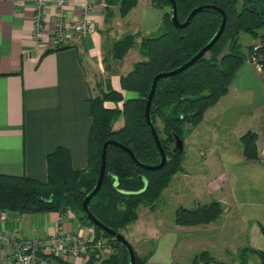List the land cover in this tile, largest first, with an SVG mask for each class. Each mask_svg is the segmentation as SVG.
Segmentation results:
<instances>
[{
    "label": "trees",
    "instance_id": "trees-1",
    "mask_svg": "<svg viewBox=\"0 0 264 264\" xmlns=\"http://www.w3.org/2000/svg\"><path fill=\"white\" fill-rule=\"evenodd\" d=\"M104 1L106 23L109 17H113L114 12L109 10L112 7H117L119 15L125 18L138 5V0ZM150 1L155 8L164 11L162 24L154 34L129 33L111 43L108 40L104 43L103 64L109 73L113 72V62L119 67L131 50L137 49L141 60L134 62L132 68L120 76V91L112 87L111 76L117 74L112 73L106 89L100 85L99 94L89 100L92 127L87 169L74 170L69 151L58 148L47 157L46 182L0 174V212L22 215L59 213L62 216L71 212L98 237L109 239L110 249L104 255L97 251L82 258L84 264H130L127 249L90 221L83 209L85 198L99 178L103 145L114 140L129 148L141 163L160 164V151L146 121V103L152 82L158 74L173 71L191 60L216 35L223 21L218 11L209 9L198 13L187 28L178 29L171 21L169 0ZM175 1L182 23L195 8L210 5L226 13L227 24L219 41L204 57L188 70L158 83L151 106V120L167 154L166 165L157 171L145 170L123 150L115 147L107 150L104 181L88 207L95 219L122 235L139 219L140 207L154 211L174 177L184 172L185 139L204 122L206 112L228 95L238 70L247 61L254 62L261 69L264 84V34L259 32L264 29V0ZM166 8L170 10L165 11ZM243 33L254 39L261 38V43L246 50L240 43ZM132 94L135 97H131ZM107 102L114 107H106ZM121 119L122 124L115 129ZM177 138L182 141V149L176 145ZM257 140L258 135L251 131L240 138L242 156L247 162L260 161ZM223 214L222 203L214 200L192 209L179 207L174 222L187 228L209 226L218 222ZM260 230L264 235L261 225ZM153 255V251L145 257L136 253V264H149ZM252 255L258 257L255 264H264V251L251 246L239 251V264H249ZM64 264L71 263L66 261ZM191 264L228 263L204 250L193 256Z\"/></svg>",
    "mask_w": 264,
    "mask_h": 264
},
{
    "label": "crops",
    "instance_id": "crops-1",
    "mask_svg": "<svg viewBox=\"0 0 264 264\" xmlns=\"http://www.w3.org/2000/svg\"><path fill=\"white\" fill-rule=\"evenodd\" d=\"M97 4L95 33L56 50L49 43V31L43 40L34 38L35 0H0V174L46 182L47 157L58 148L69 151L74 170L87 169L92 127L89 100L99 94L100 90L93 88L98 77L108 73L103 64L105 28L116 19L109 17L106 23V3L97 0ZM57 15L58 8L51 3L45 15L50 29ZM67 15L69 21L77 18L79 7L70 4ZM121 75L111 76L112 87L118 91ZM260 75L261 69L247 61L238 70L228 95L206 112L201 125L222 122L233 133L241 132L238 141L248 131L258 135L257 163L247 162L242 148L237 146L219 149L231 205L245 226L249 245L264 251V235L260 230V225L264 227V127L253 118L258 108L264 109ZM105 105L114 107L108 102ZM246 106L250 108L247 114L233 115L235 110ZM245 115L253 123L243 124ZM91 231L71 212L63 216L0 212V232L8 238L43 239L60 232L86 236ZM9 251L0 243V264L7 260ZM68 262L85 261L81 258ZM153 263L157 262L151 259L149 264Z\"/></svg>",
    "mask_w": 264,
    "mask_h": 264
},
{
    "label": "rangeland",
    "instance_id": "rangeland-1",
    "mask_svg": "<svg viewBox=\"0 0 264 264\" xmlns=\"http://www.w3.org/2000/svg\"><path fill=\"white\" fill-rule=\"evenodd\" d=\"M109 10H115L113 16L116 17L105 28V42L108 40L109 43L129 33H140L141 36L154 34L162 24L164 13L163 10L155 8L150 0H138V5L125 18L119 15L118 10ZM168 10L170 8L165 9ZM259 32L263 35L264 29ZM240 43L247 50L249 46L259 45L261 38L254 39L251 35L243 33L240 36ZM139 60L141 56L138 50H131L120 67L113 62L112 73L125 74L132 68L133 63ZM249 62L257 67L254 62ZM112 73L101 74L93 88L99 90L100 85H103L106 89ZM261 77L263 79V73ZM131 97L135 95L132 94ZM249 109L248 106L242 107L235 110L233 115L238 117V113L247 114ZM253 118L258 121V125L262 124L264 127L263 108H258ZM251 119L245 115L242 123L249 124L252 122ZM122 122L121 119L114 126L115 129L119 128ZM158 126L162 128L161 123H158ZM240 133H233L226 125H222V122L221 124L216 122L200 125L189 137L187 136L184 142L186 148L184 172L174 177L154 211L140 207L139 219L123 231V235L131 242L140 257H145L153 251L151 259L157 262L153 264H191L195 254L207 250L218 260L228 264H239V251L250 245L245 226L243 227L238 213L233 209L234 205L230 202L219 146L242 148L240 140L238 141ZM214 200H221L224 208V214L218 222L192 228L175 224V212L179 207L192 209ZM257 261L258 257L252 255L249 264H255Z\"/></svg>",
    "mask_w": 264,
    "mask_h": 264
},
{
    "label": "built area",
    "instance_id": "built-area-1",
    "mask_svg": "<svg viewBox=\"0 0 264 264\" xmlns=\"http://www.w3.org/2000/svg\"><path fill=\"white\" fill-rule=\"evenodd\" d=\"M58 8L57 20L50 29L45 15L50 4ZM79 7V16L69 21L67 8L70 4ZM97 0H35L34 38L43 40L49 31L52 48L66 47L72 41L91 37L96 31L94 16ZM0 243L10 251L4 264H64L69 259L87 258L97 251L103 255L110 249L109 239L98 237L94 230L83 236L60 232L50 238H8L0 232Z\"/></svg>",
    "mask_w": 264,
    "mask_h": 264
},
{
    "label": "water",
    "instance_id": "water-1",
    "mask_svg": "<svg viewBox=\"0 0 264 264\" xmlns=\"http://www.w3.org/2000/svg\"><path fill=\"white\" fill-rule=\"evenodd\" d=\"M170 4H171V8H172V16H171V21L173 23V25L178 28V29H185L189 26V24L191 23V21L193 20V18L200 12L204 11V10H216L218 11L222 17H223V21L222 24L218 30V32L216 33V35L211 39V41L200 51L198 52L191 60H189L186 64H184L183 66L170 71V72H163L158 74L153 82H152V86H151V90L149 92L148 95V99H147V103H146V121L147 124L152 132L153 138L156 142V145L160 151V155H161V162L158 165H147V164H143L141 163L136 156L134 155V153L127 148L126 146L118 143L117 141L111 140L106 142L103 145V149H102V165H101V170H100V174H99V178L97 180L96 186L95 188L92 190V192L90 194L87 195V197L85 198L84 202H83V209L84 212L86 213L88 219L90 221H92L97 227H99L103 232L107 233L109 236H111L113 239H115L116 241L120 242L128 251L129 253V258H130V264H136L137 263V257H136V253H135V249L133 247V245L131 244V242L129 240L126 239L125 236H123L122 234H120L119 232H116L110 228H108L107 226H105L104 224H102L100 221H98L97 219H95L92 214L89 211V207L88 204L91 201V199L97 195V193L99 192V190L102 187L103 181H104V177L106 174V164H107V150L109 147H115L118 148L120 150H123L124 152L128 153L133 162L139 166L140 168H143L145 170H149V171H157L162 169L167 162V154L162 146V143L160 141V138L158 136L157 130L151 120V106H152V102H153V98L155 96L156 90H157V86L158 83L166 78H170L173 76H176L186 70H188L191 66H193L198 60H200L202 57H204L213 47L214 45L219 41V39L221 38L222 34L224 33V30L226 28V24H227V15L226 13L220 9L217 8L215 6H210V5H206V6H200L198 8H195L188 16V18L185 20V22H180L179 18H178V11H177V3L175 0H169ZM176 145L177 147H179L180 149L183 148V144L182 141L177 138L176 139Z\"/></svg>",
    "mask_w": 264,
    "mask_h": 264
}]
</instances>
